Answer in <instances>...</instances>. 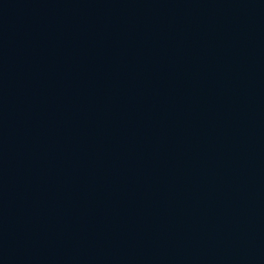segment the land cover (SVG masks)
Segmentation results:
<instances>
[{"label": "water", "instance_id": "water-1", "mask_svg": "<svg viewBox=\"0 0 264 264\" xmlns=\"http://www.w3.org/2000/svg\"><path fill=\"white\" fill-rule=\"evenodd\" d=\"M0 264H264V0H0Z\"/></svg>", "mask_w": 264, "mask_h": 264}]
</instances>
